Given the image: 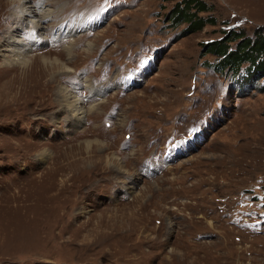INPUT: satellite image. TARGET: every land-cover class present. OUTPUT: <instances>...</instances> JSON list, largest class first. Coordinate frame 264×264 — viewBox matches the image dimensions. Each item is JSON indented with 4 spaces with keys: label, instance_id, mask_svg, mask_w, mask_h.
<instances>
[{
    "label": "rangeland",
    "instance_id": "1",
    "mask_svg": "<svg viewBox=\"0 0 264 264\" xmlns=\"http://www.w3.org/2000/svg\"><path fill=\"white\" fill-rule=\"evenodd\" d=\"M18 1L0 0V264H264V77L206 53L264 34V0H203L199 30L171 27L181 0H28L43 29ZM62 20L93 29L53 41ZM61 88L95 111L77 123ZM212 112L200 147L142 174Z\"/></svg>",
    "mask_w": 264,
    "mask_h": 264
},
{
    "label": "trees",
    "instance_id": "2",
    "mask_svg": "<svg viewBox=\"0 0 264 264\" xmlns=\"http://www.w3.org/2000/svg\"><path fill=\"white\" fill-rule=\"evenodd\" d=\"M209 8L203 0L176 2L169 14L170 24H173L171 27L174 28L180 23L186 22L188 24L186 29L199 30L205 23L215 22L211 16L200 15V12H208ZM239 31L232 30L230 36L223 42L212 41L206 53H211L219 58L217 62L213 63L214 70L222 72L226 68L228 70L225 71L232 70L236 73L242 63L248 62L245 68L252 75V80H259L264 77V34L257 33L254 38H249L241 30ZM231 41H236L234 48L231 46Z\"/></svg>",
    "mask_w": 264,
    "mask_h": 264
},
{
    "label": "bare ground",
    "instance_id": "3",
    "mask_svg": "<svg viewBox=\"0 0 264 264\" xmlns=\"http://www.w3.org/2000/svg\"><path fill=\"white\" fill-rule=\"evenodd\" d=\"M28 0H19L18 3H20V8H21V14H22V17L24 18L23 20H27L25 21L26 23H24L23 21V25H26V26H31V28H40V29H43L40 24V20L41 18L39 17V15H44V7L45 5H42V4H36V8H34L35 10H38V13H34L32 7H28L26 4H27ZM51 14V12H48ZM39 14V15H38ZM46 17V15H45ZM40 18V20H39ZM49 18H51V16H49ZM30 21H29V20ZM44 19V17L42 18ZM20 25V24H19ZM71 33H73V29H71ZM74 44L77 43V40H74L73 42ZM26 47V45H24V48ZM85 51L87 53H89L91 51V46L90 44H87L85 46ZM84 50V49H83ZM68 55L71 53V51H68L67 52ZM16 63H23V59L21 57L18 56V58L16 59L15 61ZM25 65V64H24ZM51 69H61L62 72L65 71V65L64 64H60L56 61H53L51 64ZM61 67V68H59ZM66 72V71H65ZM58 95L61 97V101H62V110L63 111H67L69 113L72 114V117L75 118V120L77 121V123L81 122L82 119L86 116L87 112L90 113V112H93L95 111V109L93 108L94 106H91L89 107L88 110H85L84 108H82L80 102L75 99V97L71 96L70 94H68V91H66L65 88H61L60 92L58 91L57 92ZM40 160L43 161L45 157H47L46 153H41L40 154Z\"/></svg>",
    "mask_w": 264,
    "mask_h": 264
}]
</instances>
